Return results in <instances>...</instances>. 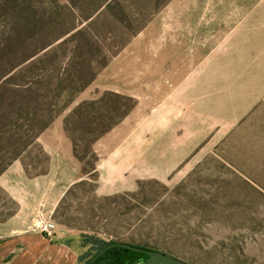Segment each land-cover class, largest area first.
Here are the masks:
<instances>
[{"label": "rangeland", "instance_id": "rangeland-1", "mask_svg": "<svg viewBox=\"0 0 264 264\" xmlns=\"http://www.w3.org/2000/svg\"><path fill=\"white\" fill-rule=\"evenodd\" d=\"M2 1L0 36L8 28L14 45L0 50V222L21 211L37 216L41 207L28 205L23 193L41 188L22 181L52 169L43 140L57 138L53 149H63L65 135L78 177L54 206L48 227L75 232L77 244L85 234L96 235L188 264H264V198L254 191L201 197L196 176L181 181L178 174L143 182L134 192L97 193L94 141L131 102L93 90V83L164 5L155 1L167 0Z\"/></svg>", "mask_w": 264, "mask_h": 264}, {"label": "crops", "instance_id": "crops-1", "mask_svg": "<svg viewBox=\"0 0 264 264\" xmlns=\"http://www.w3.org/2000/svg\"><path fill=\"white\" fill-rule=\"evenodd\" d=\"M161 4L93 83L131 102L94 141L98 195L193 174L201 197L264 198V0ZM60 137L64 150L53 149L57 138L43 140L52 169L21 180L41 188L23 193L41 207L37 216L21 211L0 222V264H80L75 232L50 225L48 238L39 228L78 177L72 142Z\"/></svg>", "mask_w": 264, "mask_h": 264}, {"label": "trees", "instance_id": "trees-1", "mask_svg": "<svg viewBox=\"0 0 264 264\" xmlns=\"http://www.w3.org/2000/svg\"><path fill=\"white\" fill-rule=\"evenodd\" d=\"M80 238L79 247L83 250L82 254L78 257L80 264H88L102 250L114 243H122L139 249L152 250L139 244L103 241L98 239L96 235L85 234ZM147 259L148 256L144 253L125 248L114 247L106 250L96 259L93 264H144Z\"/></svg>", "mask_w": 264, "mask_h": 264}, {"label": "water", "instance_id": "water-1", "mask_svg": "<svg viewBox=\"0 0 264 264\" xmlns=\"http://www.w3.org/2000/svg\"><path fill=\"white\" fill-rule=\"evenodd\" d=\"M114 247L125 248L146 254L148 256V259L144 262V264H188L182 260H179L177 258H174L172 256L166 255L158 251L139 249L131 245L122 244V243H114L109 245L104 250H102L96 257H94L88 264H93L96 261V259L100 255H102L106 250Z\"/></svg>", "mask_w": 264, "mask_h": 264}, {"label": "bare ground", "instance_id": "bare-ground-1", "mask_svg": "<svg viewBox=\"0 0 264 264\" xmlns=\"http://www.w3.org/2000/svg\"><path fill=\"white\" fill-rule=\"evenodd\" d=\"M4 9H3V1L0 3V18L3 19ZM14 39L8 28H4V36L1 34L0 36V50L9 51L13 50Z\"/></svg>", "mask_w": 264, "mask_h": 264}, {"label": "built area", "instance_id": "built-area-1", "mask_svg": "<svg viewBox=\"0 0 264 264\" xmlns=\"http://www.w3.org/2000/svg\"><path fill=\"white\" fill-rule=\"evenodd\" d=\"M40 231L42 234H44L46 237L51 238L53 237V232L50 230V228L46 224H40Z\"/></svg>", "mask_w": 264, "mask_h": 264}]
</instances>
